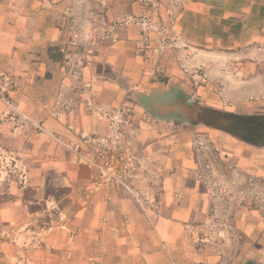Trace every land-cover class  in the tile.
Masks as SVG:
<instances>
[{"label": "crops", "instance_id": "obj_1", "mask_svg": "<svg viewBox=\"0 0 264 264\" xmlns=\"http://www.w3.org/2000/svg\"><path fill=\"white\" fill-rule=\"evenodd\" d=\"M149 1L171 43L152 32L145 61L140 27L106 36L142 12L136 1L0 0V264H264L251 187L213 190L251 176L264 190V147L156 114L177 98L264 114V0ZM76 53L78 78L65 67ZM119 107L133 119L140 202L63 145L84 153ZM198 136L217 150L211 169Z\"/></svg>", "mask_w": 264, "mask_h": 264}, {"label": "built area", "instance_id": "obj_2", "mask_svg": "<svg viewBox=\"0 0 264 264\" xmlns=\"http://www.w3.org/2000/svg\"><path fill=\"white\" fill-rule=\"evenodd\" d=\"M139 3L142 12L139 15H123L119 20L112 23L110 30L106 32L109 38H116L117 35L128 27H140L142 37L139 47V53L145 61L151 58L150 44L153 40L151 33L156 32L162 46H169L171 41L166 34L167 29L154 21L150 11L154 9L149 0H132ZM173 20V19H172ZM84 65V59L80 53L69 57L65 62L68 73L78 78L81 68ZM86 92L85 87L78 89V93L83 95ZM8 106L13 107L8 100L1 98ZM68 107H65L67 109ZM110 133L99 138L84 137L86 144L84 153H78L77 149L70 143H63L65 148L76 153L83 162L99 169L101 173L100 184L107 188H123L129 191L140 202L139 196L135 192L134 184L140 179L142 163L135 147L133 137V119L131 112L124 107H119L114 115L109 118ZM38 132H44L41 126L37 128ZM57 141L60 142L59 139ZM196 152L200 159L202 167L211 169V156H215L217 150L204 137L198 136L196 139ZM8 180H10L8 178ZM262 181L256 177H247L242 181H232L230 184L218 182L214 187V193L217 196H232L234 187L246 184L251 187L249 205L252 209L261 212L264 215V190L256 189V186ZM238 195L247 198V193L241 190ZM244 198V199H245ZM244 200L243 203H245Z\"/></svg>", "mask_w": 264, "mask_h": 264}, {"label": "water", "instance_id": "obj_3", "mask_svg": "<svg viewBox=\"0 0 264 264\" xmlns=\"http://www.w3.org/2000/svg\"><path fill=\"white\" fill-rule=\"evenodd\" d=\"M156 114L160 118H175L198 128L217 130L255 147H264V114L228 112L179 98L173 99L165 108L162 106Z\"/></svg>", "mask_w": 264, "mask_h": 264}, {"label": "rangeland", "instance_id": "obj_4", "mask_svg": "<svg viewBox=\"0 0 264 264\" xmlns=\"http://www.w3.org/2000/svg\"><path fill=\"white\" fill-rule=\"evenodd\" d=\"M263 52V51H262ZM222 107H228V108H232V107H229L228 105H220Z\"/></svg>", "mask_w": 264, "mask_h": 264}]
</instances>
